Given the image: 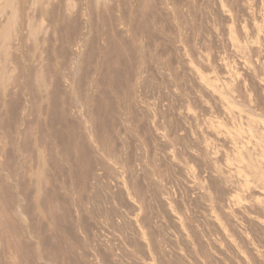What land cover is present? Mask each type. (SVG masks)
<instances>
[{
  "label": "rangeland",
  "instance_id": "1",
  "mask_svg": "<svg viewBox=\"0 0 264 264\" xmlns=\"http://www.w3.org/2000/svg\"><path fill=\"white\" fill-rule=\"evenodd\" d=\"M6 1L7 0H0V4L4 5ZM35 1L37 4H35ZM35 1L20 0L19 5H17L18 6L17 9L19 10L17 15L19 18L17 20L19 23L17 22L18 25H16L17 27L15 28L16 30L14 34L15 37L18 38L19 40L16 39L13 34L12 35L13 38L7 40L9 42L6 43L5 41L4 43L0 33V54L2 53V56H0V105H1L0 135L2 136V137L0 136V264H111V263L112 264H145V261H147L146 260L147 257H151L150 260L153 259L154 257V259L157 260L156 261L153 259L154 264H156L157 262H159L160 264L161 263L174 264L175 262L176 264H187V263L193 264V257H195V253H196L194 252V250L197 249L196 244L193 243L191 245L193 246L195 244L194 248L193 247L190 248V246L189 249H187L186 247H182L185 246L183 245L184 243L182 242L183 240L182 241L180 240L179 234L177 235L175 234L178 233L176 232L177 229L176 231H174L175 229L172 228V226L174 227V225H172L173 218L178 220V217L176 216H180V215L183 216L184 219L187 218L188 222H186L187 220L184 221V219L181 220L180 219L181 216L179 220L180 222L183 221L184 223L186 222L187 224V225L185 224L186 228L188 229L189 227L194 228L193 230L197 231V233H195L197 236L201 235L202 238L204 237L207 238V239L201 238V241L204 240L203 242H206L205 240L208 239H210V241L215 239L214 241L219 243V240L217 241L219 237L216 234H214V229L212 230L210 227L211 225L208 222H206L208 217H206V215L203 216V213L205 214V212L202 209L205 204L199 203L200 201L196 196L197 194H199L200 191L191 193L187 191L188 186L189 185L193 186L195 184L194 182H191L193 180L203 181L204 179L206 180L204 181L205 185L204 184L200 185L202 189H204L203 186L207 188V185L209 184L207 190L209 192H211L210 190H213L212 191L213 195L217 193L216 194L217 198L215 199H218V201L222 200L220 199L221 197L222 198L224 197L225 199L224 189L222 188L223 184L220 183L221 184L220 186L219 182L218 183L215 182V184L217 183L215 188V185L212 184L213 181H215L214 179L212 182H208L211 181L209 180V178L212 179L211 177L208 178L207 175L209 174L208 167L210 166L209 165L210 163L208 161H212V158L215 161V159L217 158L215 163H218L217 167L218 168L220 167V169L222 168L224 169L225 167L227 168L228 166L227 164L230 163L231 165V162H232V166L240 164V166L243 168L238 166V169H236L237 166L236 168L233 166L234 168L230 167L229 169L232 168L231 170L233 171L235 170L234 172H236V175H238V177H240L239 175H241V178H243L242 180H244V177L242 175L245 174L247 175L248 173L249 176L247 175V177H250L251 173L247 172L248 170L245 169L246 167L244 168L245 162H248L246 160L249 157H247L245 151H242L243 150L242 148L245 147V150L247 149L246 151L248 153L250 150L249 147H251L250 144H252V146L253 144H255L254 143L255 138L256 141L258 139L264 141L262 140L263 137L259 136V134L262 135V132L260 130L255 129L256 126L254 123L252 124L249 123L251 120L255 121L256 119L257 121L260 122V119L264 118L263 110L261 111L259 110L260 108H257L258 107L257 101L259 102V99H255L258 98L257 95L255 94L259 93V86L257 83L261 82L260 83L261 86H264L263 85L264 71L263 72L259 71L257 73L255 72V74L257 75V77H255L256 81L254 83H251L252 85L249 86L250 79L248 81V78L245 75L246 72L245 70L247 69V67H243L244 66L243 65L241 66V69H238L240 67L239 65L240 61H235L237 59L233 55V53L231 54L229 53L231 56L227 55L228 52L231 51L228 48V46H225V44L223 45V43H226L225 41L226 37L224 33L225 28L226 30H229V28H231L230 30H235L234 29L235 27L233 26L234 24H232L235 20L237 22L240 21L239 23L241 25L242 30H244V28L247 27L246 29L248 31L250 26L249 20L253 19L251 20L253 21V23H256L255 21L257 20L259 21L258 18L260 15L259 13L260 8H258L257 10L256 6L259 7L260 1L259 0L258 1L229 0L230 2L233 3L232 4L229 3L228 0L227 1L217 0V2L218 1L222 2V4L219 2V6L221 5L220 7L224 10L223 11L219 6H217L216 3L213 2V1L216 2V0H205L207 2V3L205 2L206 4L204 3L203 0L202 3L201 0L199 1L200 3H198L197 0L194 1L186 0L188 3L182 0H178V3L177 0H174L175 3H173L174 2L173 0L172 1L166 0V2H164L165 0L162 1L155 0L157 2H153V0H150L149 3L151 1L153 3L151 2V5L148 4L145 7L146 8L145 10L151 11V9L153 10L155 9V11L152 10V13L148 11L147 13H145L146 11L143 10L144 8L141 10L139 1H135V4L130 7L129 0H127L125 2L128 4L124 3L125 5H127V7L125 6L122 7L123 2L120 5V10L123 9L122 10L123 13L122 12L116 13L115 10L114 11L109 10L110 14L104 13L103 10L100 9V7H97V9H95L96 7L95 3L96 4L98 3L95 2V0H76V1L69 0V2L71 1L70 3L72 5H70L68 1L67 3L66 0H35ZM240 2L243 3L241 4ZM66 3L69 5H66ZM196 3H198V5ZM209 3L211 4V6ZM228 3L231 4V6ZM168 4L170 5L168 6ZM179 4L182 5L180 6ZM186 4L189 7H187ZM171 5H173V9L171 8ZM67 6H69V9ZM75 6L77 8H75ZM150 6L152 7L151 9ZM174 6L177 7L175 8ZM137 7L138 9H136ZM66 8L69 11L71 10L72 12L70 13L65 12ZM134 8L136 9V11H134ZM217 8H220L221 10ZM98 9H100L104 13V15L102 13V16L101 15L99 16L98 13H101V11H98ZM6 10H7L6 8L3 9L5 15L2 17L4 19L0 17V27L3 24V22L7 19L8 10L7 11ZM137 10L139 11L141 10V11L140 12L138 11L139 12L138 13ZM252 10L254 11L252 12ZM169 11H171L172 13ZM62 12H64L65 14ZM82 12L85 15L80 14ZM217 12L220 13L218 14ZM90 13H92L91 14L92 16H89ZM222 13L223 14L226 13L229 16L226 14L224 16ZM76 14L79 16H76ZM105 14H107L108 16L107 18L108 19L110 18V21L112 20V22L110 23L107 22L108 19L105 17L106 16ZM170 14L173 15V18L170 17L171 16ZM232 14L234 16H232ZM235 14L238 16H235ZM65 15H67V17ZM111 15L113 17L116 16L114 18L120 17L121 15L120 19L123 22L122 24L123 26L121 25L123 29L122 28L120 29L118 26L117 27L119 29L117 27L116 28H117V33L118 30H120L119 32L122 31L121 32L123 33L122 36H120L121 34L119 33L118 34L115 33L114 30L116 28L115 29L113 28L114 30L112 31L111 28L113 24L115 25L114 23L115 21L113 20L115 19L111 18L112 17ZM63 16L66 18L64 19ZM255 16H258V18H255ZM101 17L102 19H100ZM141 17L145 19L143 20ZM103 18H106L107 20ZM168 18L169 19L172 18V19L169 20ZM232 18H234L235 20H233ZM254 18L257 20H254ZM70 19L72 20V22H70L71 21ZM173 19L179 22L177 23ZM85 20H87V22H85ZM170 21L171 22L173 21V25ZM182 21L183 22L185 21L184 22L185 24H183ZM41 22L42 24H40ZM66 22L68 23V25ZM80 22L81 23L85 22L86 24L84 23L83 25ZM174 22L176 26L174 25ZM59 23L62 25H60ZM76 23L79 25H77ZM231 24L234 28L231 26ZM73 25H75L74 26L75 28L73 27L74 29L71 27ZM177 25H180L181 28L180 26ZM76 26H80L79 27L80 31ZM108 26H110L111 28H109ZM26 27H28L27 29L29 30H27ZM60 27H62V29ZM64 27L66 29H64ZM145 27L149 30L143 29ZM176 27H179L180 29ZM183 27L185 29H183ZM237 27L239 29L240 26L237 25ZM108 28L111 30H109ZM204 28L206 29L204 30ZM87 29L88 31L90 29V31L89 32L86 31ZM181 29H183L182 31L184 32V35H182ZM30 30L32 31L31 35L29 34ZM126 31L127 33H125ZM176 31L178 32L180 31L179 33H181L182 36L179 33H176ZM244 31L247 32L246 30ZM17 32L18 34H16ZM172 32L174 33L172 34ZM70 34H74V35L76 34V36ZM111 34L112 35L117 34L118 36L115 37V35L112 36ZM263 34H264V29H263ZM174 35H177V38H175L176 36L174 37ZM183 37L184 38L186 37V40ZM180 38L181 40L183 39L184 42L186 41V43L181 41ZM210 38H212L213 41L212 39L210 40ZM216 39L218 42L215 41ZM179 41L183 43L181 42L179 43ZM226 48H228L229 50H227ZM163 51L167 53H164ZM161 52H163V54ZM214 55H216V57ZM228 56L232 57L233 59L229 58ZM196 62H198V64ZM178 63H180L181 66H179ZM32 64L34 65L32 66ZM85 65H88V67ZM187 68L191 70L194 69L196 74L198 72L199 76L200 77L202 76L201 78H203L204 75L203 82L208 81L210 84L212 83L210 86L213 85L215 86L216 91L213 90L215 89L214 86L210 87L213 90L212 92L215 91L214 94L215 93L217 94V92H219L218 94L219 95L221 94V96L223 97L225 92V94H228L225 97L229 99L233 98L234 103L238 102V104L236 105L238 106V108L236 107L237 108L236 109L233 106L234 104L233 102H230V100L223 97V101L225 100L226 102L227 99L228 102L233 103L231 106H233V109L236 110H233L230 104L228 103L229 106L231 107V110H233L234 112L237 111L238 113L244 110L242 112L243 115H245L244 114L245 112L251 111L250 113H247V115L250 114L251 118L252 117L253 118L251 120H249L250 119L249 118L248 119L249 122H248L247 118L249 115L248 116L246 115L247 117L243 116L244 117L243 118L241 114V118H240L238 117L240 114L238 115L236 114L237 112L236 113H234L233 111L231 112L229 107H226L229 110L228 109L225 110V111L228 110L229 117L223 114H221L222 115L221 116L219 114L220 112L216 110L217 108L216 106H214V103L211 100V98H209L204 93L203 89L200 88L195 83L193 78H191L192 75L189 74ZM207 69H209L210 71ZM206 70L207 73L205 72ZM224 70L227 74L230 73L229 75L238 74L237 76L236 75L235 76L236 78L237 77L239 78L236 79L234 75L231 76L233 78L231 77L230 78L234 80H238L241 84L243 83L246 84V86L247 85L249 86L246 87L244 85V87H246L244 88L242 85L241 91H244L247 94L248 98H250L249 100H252V102L247 101V105H245L246 103L243 104L238 97L239 93H236L237 91L235 92L234 89L236 88H234V85L232 84H229L230 86L228 87H231V90L234 92H230L231 94L228 92L230 90H228L227 86H225L227 82L221 79L224 76L229 77L224 74L225 73ZM33 73L36 75H33ZM252 73L253 75H255L254 72ZM217 82L220 84H218ZM223 82H225L224 85H222ZM198 88H200L201 91ZM225 88H227L228 91ZM250 89L251 92L253 93H250L248 91ZM233 94L234 96H232ZM254 95L256 97H254L253 99L251 96ZM225 102L224 104L226 105L227 102L226 103ZM200 107L207 108L209 109V111L207 110L208 111L207 112L205 111L206 109L204 108L202 109ZM239 109L240 110L243 109V110L240 111ZM147 112L148 113L150 112L149 113L150 116H148L149 114ZM190 112L192 113L191 117L193 116V119L196 121H194L193 119L192 120L189 119L190 116L189 118L188 117L186 118L184 116V114L190 115L191 114ZM205 112H207L208 115ZM230 112L233 115H230L231 114ZM217 115H219V117ZM234 115H237L238 119ZM258 115H262L260 116L261 118L259 120H258L259 118ZM224 116H226V118ZM233 116L236 119H234ZM255 116L256 119H254ZM207 119L208 120L210 119V121H208ZM224 119L228 120L230 124L228 123V121H225ZM223 120L225 121V123ZM215 122L216 124L217 123L218 124L215 125ZM240 122L242 124H240ZM246 122H248L249 124ZM30 123H32V125ZM196 123L199 125H197ZM210 123H212V125ZM260 123L264 124V122H260ZM3 124H5L6 127ZM244 124L245 125L248 124L247 125L248 127L254 126L251 129H255L256 131L254 130L252 132L251 129H246L247 126L244 127ZM221 125L223 128H221ZM212 126H214L213 130L220 131L218 132L219 134L221 133L220 135V137L222 136L221 138L225 137L226 139H228L227 141L230 140L227 144H229L232 141V139L236 136V133L238 134V132L240 131L239 134L240 137L237 139L236 137L234 138L236 139L235 142L239 139L237 141L238 142L237 145L239 146V148H237L238 146H236L235 149H237V151L240 148L242 149L241 151L239 150L238 153L239 154L241 153V156L243 158L247 157L246 160H244L245 162L242 161L243 160L242 157H241L242 159L238 157L239 154L236 155L237 154L236 150H235L236 152L233 150L235 153L232 151L234 154H232V152L230 153V155L235 157L232 156L228 157L224 154L226 152L225 150H227L228 152L229 146L231 148H234L232 145H236L237 142L235 143L234 141H232L233 144L230 143L232 145L230 144L226 145L225 143L223 142L219 143L218 141L219 144L218 143L216 144L217 140H215L212 136H209V134L204 135L207 134L205 133V130H207L209 127H211V129L208 130H212ZM215 126L218 128H216ZM202 128H207V129H202ZM234 131H236V133ZM254 132L256 133V135H252V133ZM200 133L201 134L204 133V134L200 135ZM224 133L225 134L228 133V134L223 136L222 134ZM230 135H231V139L228 137ZM257 135L259 137H257ZM210 137H212L213 140ZM247 137L248 140H250L251 138L249 145H248L249 141L246 140ZM198 138H200L201 141ZM192 139L194 140L192 141ZM206 139L209 143L206 142ZM259 140L256 143H258ZM243 141L244 144H242ZM261 141L259 142L261 143V146L260 144L259 145L257 144V147H255L254 150L256 149L259 150L261 147H264V144ZM221 143L222 145L220 146ZM205 145H208V147ZM253 148L254 146L251 149ZM201 149L202 150L204 149L206 151L203 152ZM218 149H220V151ZM154 150L156 153L154 152ZM257 150L256 151L252 150V152H254L256 155L258 154L256 152L260 151ZM262 151L264 152V149L261 150L260 152ZM252 152L251 154L248 155L249 156L252 155V157L250 156L251 159L252 158L256 159L257 156L256 160H259L257 161L258 166L257 164H255L256 161L254 162L253 159L252 162H254L255 167L256 166L259 167L260 170L263 168L261 172L264 173V167H262L264 166L262 165V163L264 164V161H260V160H264V157L263 158L260 157L259 159L261 153L259 152V156L258 155L255 156L253 155L254 153ZM263 152L262 154H264ZM198 153L199 155H196ZM215 154L217 155L215 156ZM220 154L222 155L223 158L226 156L225 158L228 159L230 162L227 160V162L229 163L226 162V164L224 165L226 159L219 160L218 158L221 157ZM223 154L225 156H223ZM226 154L229 155L228 153ZM242 154L246 156L244 157ZM169 157L173 159L171 160L169 159ZM237 160L241 162L238 164L236 163ZM118 161L121 162L119 163ZM149 161L151 163H149ZM169 161L170 162L175 161L173 164L175 165L177 163L179 165L178 168L176 165L175 167L172 163L169 164L170 163ZM217 161L219 162L224 161V162L219 163ZM241 163L243 165H241ZM259 164H261L262 166ZM239 167L240 169H242L241 170L242 174H240L241 172ZM105 168L107 169V171ZM181 169H183L184 172H182ZM238 170L240 173L238 172ZM187 171L189 174L187 173ZM233 171L231 172L233 173ZM232 173L230 175H232ZM114 175H116L117 177ZM230 175H229L230 178L228 177L229 180L227 178L228 183L226 182L227 184L225 183V185L228 186L229 183L232 184L234 182L233 187H231L232 185H229V187H231L233 191L235 189V192L237 190L236 189L237 187L239 188L240 186H242L241 189L243 190V192L245 189V193L239 190L240 189L239 188L237 190L238 193L237 197L239 193H242L243 195L241 194L242 196L241 198L243 197L249 198L248 200L247 198H245L246 200L244 201L243 199L241 200L238 197L237 200H241L240 204H243V201L244 203L247 201L251 205L255 206L256 201L254 203V201L252 200L255 196H257L254 198L256 200V198H258L261 193L259 194L260 188L258 187L256 181L254 180L255 178L252 179V181L254 180L253 184H256V187H253L251 189V186L253 184L251 185L250 183H252L251 178L253 177V175L251 174L252 176L248 178L249 182L250 181L251 182L247 183L250 184L251 186L246 184L247 181L246 177H245L246 181L244 180L245 183L242 184L241 182L244 181H241V178L234 179ZM236 175L235 173H233V177H237ZM198 177H201L203 179ZM186 179H188V181ZM189 179L191 180L189 181ZM230 179L233 182H231ZM239 179L241 182L239 183L238 186V183L236 181ZM117 181L119 183H117ZM115 183L119 184L120 187L118 186L116 187ZM187 183L190 184L188 185ZM196 183L198 184L199 182ZM235 183L237 184V186ZM245 184L247 185L246 188H244ZM169 185H171V187ZM213 185L214 187H212ZM235 186L236 188H234ZM183 187L184 189H182ZM247 189L248 192H246ZM256 189L259 191L256 192L257 191ZM249 190L251 192H249ZM152 191L154 194L152 193ZM219 191L222 193L219 194L218 193ZM233 191H232V195H233ZM254 193L255 195L253 196ZM256 193H258V195ZM250 196L253 197L251 198ZM119 199H121V201ZM196 199L198 201H196ZM188 202L190 203V205ZM197 202L198 205L196 204ZM145 203L146 205H144ZM160 203L163 204L167 203L166 204L168 206L167 208L170 209H167L165 204L162 205ZM249 203L243 205H248ZM131 204L132 205L135 204L134 205L135 207L131 206ZM111 205H113L114 207H112ZM124 205L127 206L125 207ZM192 205L194 208L192 207ZM164 206L166 208L165 210H164ZM188 206L189 209L187 208ZM199 206L201 207L200 209ZM225 206H229L230 209L233 208L232 205L230 206L228 204L227 205L225 204ZM238 206L240 210L245 207L242 205H238ZM229 207H225V210L227 209L229 211L230 210ZM191 208L192 210H190ZM253 209L255 210L252 213L250 212V210L248 209L246 210L247 213L250 212L249 215L254 213L253 215L250 216L254 217L255 215L254 218H256L257 217L256 215L258 214V213L255 214L257 212L256 211L257 209L256 207H254ZM253 209L251 211H253ZM163 210L168 214L167 216ZM166 210L167 211L170 210L171 212L170 211L167 212ZM188 210L190 213H188ZM231 210L229 212H231ZM246 210L244 211V214L246 213ZM180 211L182 214L180 213ZM241 211L243 212V210ZM196 212L198 215L194 214ZM172 214H174L175 216ZM259 215L260 214H258V216ZM142 216H144V218H142ZM169 216H171L172 220L171 218L170 219L167 218ZM134 217L135 218L137 217V219L139 220L138 221L135 220ZM235 217L237 223L239 224V230L242 229L240 232L241 234L243 233L242 235L243 237L240 236L239 238L238 236H236V238H238L237 241H239V243H242V241L245 242V240H243L245 238H247V241L249 242L252 240L251 241L252 245L255 243L253 247L254 248L256 247L255 249L259 248L258 251L260 250L261 251L260 253L262 254L259 257V259H257L259 261L262 260V262L254 261L252 264H259V263L264 264V254H263L264 236H261L263 235L261 231L262 229L254 223H246L242 221L240 218L241 216L235 215ZM140 218L142 220H140ZM131 219L132 221L133 220L137 221V223L134 221L131 223L130 222ZM257 219H259L262 225L264 226L263 224L264 218L261 217L260 219L259 216V218L257 217ZM170 221H172V223ZM161 222L162 224H164V226L163 225L162 226L165 229L160 226ZM207 223L209 227H207ZM202 225L204 226V230L202 229ZM134 226L140 227L141 230L138 227H136L137 229H135ZM199 226H201L200 229H198ZM159 228H161L162 231ZM210 229L212 231H209ZM137 230H139L140 234L142 233V235L138 236L139 233L137 234L136 232ZM184 230L185 228L183 227V232ZM187 231L185 232L187 233V235L188 233H191ZM189 231H191V229ZM171 232L173 233L172 235L170 234ZM212 233L214 234V236L215 235L216 236L214 237ZM206 235L208 236L206 237ZM141 236L142 237L146 236V237L145 238L143 237V239H141ZM216 237L218 238L216 239ZM253 238H255L256 241ZM149 240H151L152 242L150 243ZM154 240L156 241V243ZM191 240L192 242L194 241V239ZM148 241L150 244L148 243L147 246L150 247V245L152 244L150 248L145 245ZM257 241L259 242V244ZM143 244L146 246V249L148 248L151 254L148 252V250H145V246H141ZM242 244L244 245L245 243ZM158 246L161 247L162 249H164L165 247V250L167 252L168 250H170L169 248H171V250L174 251L178 249L177 250L178 252L177 251L176 252L177 253L180 252L179 254L182 255L181 258L179 257L181 261H179L180 259H178V257L172 256L174 255V253L171 250L167 253L166 251L164 252V250L161 249L162 250L161 252L160 249H158L159 248ZM220 246L225 251L224 255L226 256L225 258L227 262L229 261L238 262L237 258H233L234 256L230 252L228 251L226 252V250L228 249H225L226 247L223 244ZM179 247H182L183 249ZM192 248L194 250L190 251ZM205 248L207 249V247ZM142 249L144 250L142 251ZM150 249L152 251L153 250L155 251L151 252ZM157 249L158 251H156ZM185 249L187 250L185 251ZM159 251L161 253L158 254V258L161 259L162 257L161 259L162 261H160V259L158 261L156 257L157 256L156 252ZM184 251L192 252V255L191 254L189 255L193 257L189 258L188 253H186L187 255L183 254L185 253ZM163 252L164 254H162ZM143 253L145 254L147 253L146 255L149 254L150 256L148 255L146 257V255ZM153 253H155L154 256ZM166 253L169 254L170 256H166L167 255ZM184 256L186 257L187 260H185ZM145 257L146 259H144ZM173 257L175 260L174 262L171 261L173 260L171 259Z\"/></svg>",
  "mask_w": 264,
  "mask_h": 264
},
{
  "label": "bare ground",
  "instance_id": "2",
  "mask_svg": "<svg viewBox=\"0 0 264 264\" xmlns=\"http://www.w3.org/2000/svg\"><path fill=\"white\" fill-rule=\"evenodd\" d=\"M35 1V0H34ZM69 2V0H66V2ZM76 1V0H75ZM125 1H127V0H95V2H98L97 4L95 3V9H97V7H100V9H102L103 10V12L104 13H108V14H110L109 12L112 10V11H114L115 10V12L116 13H120V12H122V10H120V5L122 4V2H123V5H122V7H127V5H125L124 3H126ZM135 1H139L140 2V8H141V10L143 9V10H145L146 8V6L148 5V4H150L151 5V2L149 3V1L150 0H129V6L131 7L132 5H134L135 4ZM162 1V0H161ZM172 1V0H171ZM174 1V0H173ZM182 1H186V0H182ZM189 1V0H188ZM192 1H194V0H192ZM198 1V3H200L199 1L200 0H197ZM204 1V3L206 2L205 0H203ZM202 0H201V3L203 2ZM225 1H227V0H225ZM230 1H232V0H230ZM229 0H228V2L229 3H232V2H230ZM243 1V0H242ZM246 1V0H245ZM258 1V0H257ZM256 1V2H257ZM260 2H259V7H257L256 6V8H257V10H258V8H260V15H259V18H258V16H255V18H258L259 19V21L257 20V19H255L254 18V20H257V21H255L256 23H253V21H251V20H253V19H251V20H249L250 22V26H249V31L246 29V28H244V30H246L247 32H245L244 30H242L241 29V25H240V21H236L234 18H232L233 20H235L232 24H234L233 26L235 27H233L232 26V24H231V26L235 29V30H230L231 28H229V30H226V28H225V41H226V43H223V45L225 44V46H228V48L230 49V51L231 52H228L227 50H229L228 48H226L225 50L228 52V54L227 55H230L231 53H233V55L236 57V59L237 60H235V61H240L239 62V65H240V67L238 68V69H241V66H243V67H247V69L245 70V69H243V70H245L246 72H245V75L247 76V78H248V81H249V79H250V85L249 86H251L252 84L251 83H254L255 81H256V78L255 77H257V75L255 74V72L257 73V72H259V71H261V72H263L264 70V34H263V29H264V0H259ZM4 2V1H3ZM19 2H20V0H7L6 1V3L3 5H1V7H0V17L1 18H3L2 16H4L5 15V12L3 11V9L4 8H6L7 10H8V13H7V19L3 22V24L1 25V27H0V33H1V36H2V40H3V42L5 43V41H6V43L7 42H9V41H7V40H10V39H12L13 37H12V35L14 34V32H15V28L17 27L16 25H18L17 24V22H18V9H17V5H19ZM43 2V1H42ZM65 2V1H64ZM67 2V3H68ZM71 2V1H70ZM69 2V4L70 5H72L71 3ZM138 2V3H139ZM153 2H157V1H155V0H153ZM152 2V3H153ZM164 2H166V0L164 1ZM187 2V1H186ZM196 2V1H195ZM214 3H216L217 4V6H219V2L220 1H218L217 2V0H216V2L215 1H213ZM212 2V3H213ZM248 2V1H247ZM28 3V2H27ZM66 3V5H69V4H67ZM73 3V2H72ZM78 3V2H77ZM167 3H168V1H167ZM170 3V2H169ZM173 3H175V1L173 2ZM177 3H178V0H177ZM181 3V2H180ZM188 3V2H187ZM198 3H196L197 5H198ZM207 3V2H206ZM205 3V4H206ZM221 4H222V2H220ZM226 3V2H225ZM228 3V4H229ZM239 3V2H238ZM241 3V2H240ZM243 3V2H242ZM241 3V4H242ZM246 3V2H245ZM35 4H37L36 3V1H35ZM61 4V3H60ZM65 4V3H64ZM63 4V5H64ZM126 4H128V3H126ZM155 4V3H154ZM165 4V3H164ZM163 4V5H164ZM185 4V3H184ZM183 4V5H184ZM193 4H194V2H193ZM192 4V5H193ZM210 4V3H209ZM215 4V5H216ZM233 4V3H232ZM235 4V3H234ZM26 5V4H25ZM157 5V4H156ZM166 5V4H165ZM170 4H168V6H169ZM180 5V4H179ZM182 5V4H181ZM180 5V6H181ZM191 5V4H190ZM196 5V6H197ZM201 5V4H200ZM230 6H231V4H229ZM37 6V5H36ZM186 6H187V4H186ZM210 6H211V4H210ZM221 6V5H220ZM219 6V7H220ZM243 6V5H242ZM246 6V5H245ZM244 6V7H245ZM55 7V6H54ZM68 7V9H69V6H67ZM72 7V6H71ZM71 7H70V9H71ZM88 7H90V6H88ZM121 7V8H122ZM164 7V6H163ZM167 7V6H166ZM175 7V6H174ZM177 7V6H176ZM175 7V8H176ZM179 7V6H178ZM187 7H189V6H187ZM198 7V6H197ZM214 7V6H213ZM235 7V6H234ZM48 8V7H47ZM56 8V7H55ZM75 8H77L76 6H75ZM94 8V7H93ZM92 8V9H93ZM139 8V9H140ZM152 7L150 6V9H151ZM171 8L173 9V5H171ZM221 8V7H220ZM220 8H217V9H220ZM49 9V8H48ZM67 8H66V11L65 12H72L71 10L69 11ZM89 9V8H88ZM94 9V10H95ZM100 9H98V11H101ZM136 9H138V7L136 8ZM136 9L134 8V11H136ZM162 9V8H161ZM163 9H166V8H163ZM168 9V8H167ZM172 9H169V10H172ZM179 9V8H178ZM180 9H181V7H180ZM222 9V8H221ZM220 9V10H221ZM254 9V8H253ZM6 10V11H7ZM73 10H75V9H73ZM78 10V9H77ZM93 10V11H94ZM110 10V11H109ZM126 10V9H125ZM140 10V11H141ZM152 10L153 9H151V11L149 10H147L148 12H151L152 13ZM176 10V9H175ZM220 10H218V11H220ZM223 10V9H222ZM226 10V9H225ZM236 10H237V8H236ZM44 11V10H43ZM88 11V10H87ZM97 11V10H96ZM139 10H137V12H138ZM139 11V12H140ZM146 11V10H145ZM147 11L145 12V13H147ZM153 11H155V9L153 10ZM164 11V10H163ZM174 11V10H173ZM198 11V10H197ZM224 11V10H223ZM234 11V10H233ZM249 11V10H248ZM254 10H252V12H253ZM92 12V11H91ZM102 11H101V13H98L99 14V16L101 15L102 16V13H103ZM138 12V13H139ZM144 12V11H143ZM167 12V11H166ZM169 12H171V11H169ZM232 12V11H231ZM246 12V11H245ZM44 13V12H43ZM62 13H64V12H62ZM76 13V12H75ZM78 13V12H77ZM104 13H103V15H104ZM112 13V12H111ZM123 13V12H122ZM122 13H121V15H122ZM133 13V12H132ZM163 13V12H162ZM172 13V12H171ZM202 13H204V12H202ZM218 13V12H217ZM220 13V12H219ZM218 13V14H219ZM257 13V12H256ZM61 14V13H60ZM65 14V13H64ZM79 14V13H78ZM80 14H84L83 12L82 13H80ZM92 13H90V15L89 16H92L91 15ZM168 14V13H167ZM166 14V15H167ZM200 14V13H199ZM213 14V13H212ZM223 14V13H222ZM226 14V13H225ZM225 14H223L224 16H225ZM85 15V14H84ZM106 16V18L108 17L107 16V14H105ZM116 15V14H115ZM121 15H120V17H121ZM143 15V14H142ZM141 15V16H142ZM153 15V14H152ZM161 15V14H160ZM159 15V16H160ZM171 15V14H170ZM226 15H228V14H226ZM250 15V14H249ZM27 16V15H26ZM66 17H67V15H65ZM76 16H79V15H77L76 14ZM75 16V17H76ZM81 16V15H80ZM88 16V17H89ZM112 16V15H111ZM111 16H109V17H111ZM140 16V15H139ZM169 16V15H168ZM229 16V15H228ZM232 16H234L233 14H232ZM235 16H238V15H236L235 14ZM54 17V16H53ZM66 17H64L63 16V18L65 19ZM71 17H72V15H71ZM85 17V16H84ZM114 17H116V16H114ZM113 16L111 17V18H114ZM120 17H117V18H114L115 20H113V21H115L114 23H115V25L113 24V26H115V27H113L112 26V24H111V26H112V28L110 27V26H108L109 28H111L112 29V31L118 26L120 29L122 28V24H123V22H122V20L120 19ZM123 17V16H122ZM125 17V16H124ZM170 17H172L173 18V15H171ZM182 17V16H181ZM206 17V16H205ZM227 17V16H226ZM230 17H231V14H230ZM25 18V17H24ZM47 18V17H46ZM69 18V17H68ZM90 18V17H89ZM106 18H103V19H106ZM142 18V17H141ZM150 18V17H149ZM172 18H170V19H172ZM175 18V17H174ZM251 18V17H250ZM253 18V17H252ZM4 19V18H3ZM38 19V18H37ZM80 19V18H79ZM86 19V18H85ZM100 19H102V17L100 18ZM108 19V18H107ZM106 19V20H107ZM123 19V18H122ZM139 19V18H138ZM143 19V18H142ZM145 19V18H144ZM143 19V20H144ZM169 19V18H168ZM169 19V20H170ZM178 19V18H177ZM204 19V18H203ZM223 19V18H222ZM67 20V19H66ZM71 20V19H70ZM75 20V19H74ZM82 20V19H81ZM81 20H79V21H81ZM109 20V21H108ZM107 20V22L108 23H110V22H112V20L110 21V18ZM141 20V19H140ZM153 20V19H152ZM157 20V19H156ZM174 20V19H173ZM183 20V19H182ZM238 20V19H237ZM247 20H248V18H247ZM54 21V20H53ZM138 21V20H137ZM142 21V20H141ZM175 21V20H174ZM207 21V20H206ZM232 21V20H231ZM70 22H72V20L70 21ZM85 22H87V20H85ZM84 22V23H85ZM156 22H158V21H156ZM167 22V21H166ZM171 22V21H170ZM175 22H177V21H175ZM175 22H174V25H175ZM179 22V21H178ZM177 22V23H178ZM183 22V21H182ZM185 22V21H184ZM183 22V24H185ZM225 22V21H224ZM19 23V22H18ZM23 23V22H22ZM47 23V22H46ZM67 23V22H66ZM77 23H79V22H77ZM76 23V24H77ZM81 23V22H80ZM84 23H81V24H83L84 25ZM154 23V22H153ZM172 23V25H173V21L171 22ZM176 23V24H177ZM187 23V22H186ZM200 23V22H199ZM238 23V24H237ZM248 23V24H249ZM252 23V24H251ZM26 24H29V23H26ZM40 24H42V22L40 23ZM60 24V23H59ZM80 24V25H81ZM86 24V23H85ZM144 24V23H143ZM147 24H148V22H147ZM163 24H164V22H163ZM165 24H167V23H165ZM180 24V23H179ZM183 24H181V25H183ZM216 24V23H215ZM229 24V23H228ZM243 24H244V22H243ZM243 24H242V26H243ZM44 25V24H43ZM60 25H62V24H60ZM59 25V26H60ZM67 25H68V23H67ZM70 25V24H69ZM77 25H79V24H77ZM82 25V26H83ZM110 25V24H109ZM122 25V26H121ZM157 25V24H156ZM155 25V26H156ZM213 25V24H212ZM237 25L238 26H240L239 27V29H238V27H237ZM247 25V24H246ZM22 26V25H21ZM24 26H26V25H24ZM23 26V27H24ZM28 26V25H27ZM75 25H73V26H71L72 28L74 27ZM106 26V25H105ZM143 26V25H142ZM145 26V25H144ZM149 26V25H148ZM148 26H147V28H148ZM158 26V25H157ZM167 26V25H166ZM166 26H164V27H166ZM176 26V25H175ZM174 26V27H175ZM177 26H180V25H177ZM185 26V25H184ZM200 26V25H199ZM214 26H216V25H214ZM230 26V27H231ZM29 27V26H28ZM28 27H26V29L28 28ZM77 28H78V30H79V27L80 26H76ZM93 27H95V26H93ZM98 27V26H97ZM117 27V28H118ZM125 27V26H124ZM168 27V26H167ZM173 27V26H172ZM210 27V26H209ZM220 27V26H219ZM237 27V28H236ZM48 28V27H47ZM61 29H62V27H60ZM75 28V27H74ZM73 28V29H74ZM108 28V29H109ZM114 28V29H113ZM117 28L114 30L115 31V33H117ZM118 28V29H119ZM146 27L145 28H143V29H147ZM149 28H151V27H149ZM176 28H179V27H176ZM175 28V29H176ZM180 28H181V26H180ZM179 28V29H180ZM49 29V28H48ZM64 29H66L65 27H64ZM86 29V28H85ZM91 29H92V27H91ZM111 29H109V30H111ZM123 29V28H122ZM142 29V30H143ZM183 29H185L184 27H183ZM183 29H181V32H182V35H184V32L182 31ZM188 29V28H187ZM206 28H204V30H205ZM211 29V28H210ZM27 30H29V29H27ZM77 30V29H76ZM77 30V31H78ZM82 30H83V27H82ZM81 30V31H82ZM99 30V29H98ZM104 30V29H103ZM108 30V31H109ZM125 30V29H124ZM147 30H149V29H147ZM146 30V31H147ZM156 30V29H155ZM173 30V29H172ZM177 30V29H176ZM189 30V29H188ZM209 30V29H208ZM216 30V29H215ZM224 30V29H223ZM45 31H47V30H45ZM63 31V30H62ZM67 31V30H66ZM80 31V30H79ZM86 31H88V29L86 30ZM89 31H90V29H89ZM88 31V32H89ZM93 31V30H92ZM111 31V32H112ZM120 30H118V33L119 34H121L120 36H122V34L123 33H121V32H119ZM174 31V30H173ZM185 31V30H184ZM50 32V31H49ZM58 32V31H57ZM85 32V31H84ZM110 32V31H109ZM108 32V33H109ZM148 32V31H147ZM167 32H168V30H167ZM180 32V31H179ZM178 31H176V33H179ZM186 32H188V31H186ZM190 32V31H189ZM206 32V31H205ZM210 32H212V31H210ZM71 33V32H70ZM74 33V32H73ZM97 33V32H96ZM113 33V32H112ZM117 33V34H118ZM125 33H127V31L125 32ZM169 33H170V31H169ZM174 32H172V34H173ZM175 33V34H176ZM16 34H18V32L16 33ZM29 34L31 35L32 34V31L30 30L29 31ZM59 34V33H58ZM82 34V33H81ZM117 34H114L115 35V37L116 36H118ZM168 34V33H167ZM180 35H181V33H179ZM186 34V33H185ZM189 34V33H188ZM187 34V35H188ZM198 34V33H197ZM44 35V34H43ZM70 35H74V34H70ZM84 35V34H83ZM107 35H109V34H107ZM112 35V34H111ZM114 35H112V36H114ZM153 35H155V34H153ZM181 35V36H182ZM74 36H76V34L74 35ZM111 36V37H112ZM170 36V35H169ZM176 36V37H175ZM200 36V35H199ZM222 36H224V35H222ZM14 37H15V34H14ZM61 37V36H60ZM73 37V36H72ZM168 37V36H167ZM174 37L175 38H177V35H174ZM202 37V36H201ZM211 37H212V35H211ZM214 37H215V35H214ZM16 38V37H15ZM30 38V37H29ZM40 38V37H39ZM43 38V37H42ZM57 38H58V36H57ZM128 38V37H127ZM161 38V37H160ZM169 38V37H168ZM182 38V37H181ZM181 38H180V40H181ZM184 38V37H183ZM218 38V37H217ZM223 38V39H224ZM16 39H18V38H16ZM15 39V40H16ZM80 39V38H79ZM110 39V38H109ZM132 39V38H131ZM171 39V38H170ZM179 39V38H178ZM185 40H186V37L184 38ZM189 39V38H188ZM187 39V40H188ZM201 39V38H200ZM212 38H210V40H211ZM19 40V39H18ZM22 40V39H21ZM30 40V39H29ZM59 40V39H58ZM124 40V39H123ZM138 40V39H137ZM191 40V39H190ZM198 40V39H197ZM196 40V41H197ZM24 41V40H23ZM52 41V40H51ZM57 41V40H56ZM97 41V40H96ZM116 41V40H115ZM146 41V40H145ZM178 41V40H177ZM181 41H183V39L181 40ZM181 41H179V43L181 42ZM194 41V40H193ZM204 41V40H203ZM206 41V40H205ZM212 41H213V39H212ZM215 41H217V39L215 40ZM222 41V40H221ZM224 41V42H225ZM27 42V41H26ZM91 42V41H90ZM95 42V41H94ZM128 42V41H127ZM126 42V43H127ZM175 42V41H174ZM184 42V41H183ZM183 42H181V43H183ZM200 42V41H199ZM207 42V41H206ZM218 42V41H217ZM22 43V42H21ZM45 43V42H44ZM46 43H47V41H46ZM112 43H113V41H112ZM145 43V42H144ZM167 43V42H166ZM177 43V42H176ZM184 43H186V41L184 42ZM191 43V42H190ZM17 44V43H16ZM25 44V43H24ZM86 44V43H85ZM85 44H84V46H85ZM109 44H110V42H109ZM187 44H188V42H187ZM186 44V45H187ZM195 44H197V43H195ZM2 45V44H1ZM8 45V44H7ZM10 45V44H9ZM160 45V44H159ZM182 45H184V44H182ZM217 45V44H216ZM17 46V45H16ZM45 46V45H44ZM47 46V45H46ZM52 46V45H51ZM63 46V45H62ZM83 46V47H84ZM122 46V45H121ZM149 46V45H148ZM150 46H151V44H150ZM180 46V45H179ZM76 47V46H75ZM93 47H95V46H93ZM102 47V46H101ZM113 47H115V46H113ZM153 47V46H152ZM170 47V46H169ZM182 47V46H181ZM196 47V46H195ZM206 47V46H205ZM74 48V47H73ZM88 48V47H87ZM91 48V47H90ZM112 48V47H111ZM143 48V47H142ZM178 48V47H177ZM183 48V47H182ZM192 48V47H191ZM203 48V47H202ZM211 48V47H210ZM225 48V47H224ZM5 49V48H4ZM39 49V48H38ZM59 49V48H58ZM84 49V48H83ZM163 49H164V47H163ZM169 49V48H168ZM167 49V50H168ZM179 49V48H178ZM181 49V48H180ZM197 49V48H196ZM7 50V49H6ZM13 50V49H12ZM22 50V49H21ZM40 50V49H39ZM128 50V49H127ZM146 50V49H145ZM171 50V49H170ZM169 50V51H170ZM173 50V49H172ZM199 50V49H198ZM224 50V51H225ZM8 51V50H7ZM159 51V50H158ZM178 51V50H177ZM182 51V50H181ZM191 51H192V49H191ZM22 52V51H21ZM26 52V51H25ZM43 52V51H42ZM66 52V51H65ZM164 52V51H163ZM163 52H161L162 54H163ZM172 52V51H171ZM174 52V51H173ZM19 53V52H18ZM38 53H39V51H38ZM49 53V52H48ZM164 53H167V52H164ZM199 53V52H198ZM218 53V52H217ZM220 53V52H219ZM225 53V52H224ZM230 53V54H229ZM69 54V53H68ZM117 54V53H116ZM185 54V53H184ZM211 54V53H210ZM226 54V53H225ZM20 55V54H19ZM42 55V54H41ZM141 55V54H140ZM178 55H179V53H178ZM187 55V54H186ZM194 55V54H193ZM198 55H200V54H198ZM213 55V54H212ZM233 55H232V57H233ZM0 56H2V53L0 54ZM166 56H168V55H166ZM175 56V55H174ZM173 56V57H174ZM215 57H216V55H214ZM231 56V55H230ZM49 57V56H48ZM164 57V56H163ZM177 57V56H176ZM182 57V56H181ZM213 57V56H212ZM229 57V56H228ZM232 57H229V58H231V59H233ZM24 58V57H23ZM28 58V57H27ZM56 58V57H55ZM108 58V57H107ZM178 58V57H177ZM205 58V57H204ZM227 58V57H226ZM37 59V58H36ZM171 59H173V58H171ZM186 59V58H185ZM224 59V58H223ZM7 60H9V59H7ZM10 60H11V58H10ZM87 60H88V58H87ZM120 60V59H119ZM151 60V59H150ZM163 60V59H162ZM184 60V59H183ZM195 60V59H194ZM203 60V59H202ZM227 60V59H226ZM229 60V59H228ZM2 61V60H1ZM48 61V60H47ZM51 61H52V59H51ZM66 61V60H65ZM83 61V60H82ZM92 61V60H91ZM177 61V60H176ZM199 61V60H198ZM204 61V60H203ZM214 61V60H213ZM216 61V60H215ZM225 61V60H224ZM230 61V60H229ZM21 62V61H20ZM26 62V61H25ZM154 62V61H153ZM172 62V61H171ZM179 62V61H178ZM187 62V61H186ZM189 62V61H188ZM205 62V61H204ZM64 63V62H63ZM180 63H182V62H180ZM180 63H178L179 64V66H181L180 65ZM197 64H198V62H196ZM211 63V62H210ZM218 63V62H217ZM222 63V62H221ZM232 63V62H231ZM36 64V63H35ZM38 64V63H37ZM40 64V63H39ZM45 64V63H44ZM67 64V63H66ZM94 64V63H93ZM173 64V63H172ZM176 64V63H175ZM209 64V63H208ZM225 64V63H224ZM237 64H238V62H237ZM9 65V64H8ZM34 64H32V66H33ZM73 65V64H72ZM95 65V64H94ZM192 65V64H191ZM191 65H190V67H191ZM203 65V64H202ZM215 65V64H214ZM235 65H236V62H235ZM85 66H87L88 67V65H85ZM218 66V65H217ZM229 66V65H228ZM44 67V66H43ZM72 67V66H71ZM175 67V66H174ZM188 67V66H187ZM212 67H213V65H212ZM242 67V68H243ZM14 68V67H13ZM37 68V67H36ZM141 68V67H140ZM160 68V67H159ZM163 68V67H162ZM177 68V67H176ZM184 68V67H183ZM182 68V69H183ZM189 68V67H188ZM187 68V69H188ZM92 69V68H91ZM149 69V68H148ZM228 69V68H227ZM230 69V68H229ZM8 70V69H7ZM28 70V69H27ZM31 70V69H30ZM46 70V69H45ZM185 70V69H184ZM207 70H209V69H207ZM207 70L205 71L206 73H207ZM212 70V69H211ZM214 70V69H213ZM216 70V69H215ZM218 70V69H217ZM220 70H221V68H220ZM11 71V70H10ZM142 71V70H141ZM156 71V70H155ZM158 71V70H157ZM161 71V70H160ZM187 71H189V74H191L192 75V77L191 78H193L194 79V81H195V83L200 87V88H202L203 89V91H204V93L209 97V98H211V100L213 101V103H214V106H216V110L217 111H219L220 113V115L221 114H223V115H227L228 117H229V112H228V110L230 109V111L232 112L233 110H236L237 108H238V106H236L237 104H238V102H236V103H234V100H233V98H231L232 99V101H231V99H229V98H227V97H225V96H227L228 94H225V92H224V96L223 97H225V98H227L228 100H230V102H233V103H230V102H228V100L226 99V102H227V104L225 105L224 104V102H225V100L223 101V97L221 96V94L219 95L218 93L219 92H217V94L219 95H217L216 93V95L214 94V92L216 91V88H215V86H214V88L215 89H213V90H215L214 92H212L213 90H212V88H210V87H213V86H210L211 84L207 81V82H203V78H204V75H203V78H201L200 76H199V74H198V72H197V74L195 73V70L194 69H188ZM194 71V72H193ZM196 71H198V70H196ZM210 71V70H209ZM234 71V70H233ZM254 72V74L256 75H253V73L252 72ZM9 72V71H8ZM8 72H7V74H8ZM17 72V71H16ZM34 72H35V70H34ZM91 72V71H90ZM173 72V71H172ZM223 72V71H222ZM224 72H225V70H224ZM228 72V71H227ZM230 72H231V70H230ZM2 73H4V72H2ZM49 73V72H48ZM140 73V72H139ZM186 73V72H185ZM202 73V72H201ZM208 73H210V72H208ZM233 73V72H232ZM264 73V72H263ZM6 74V75H7ZM167 74V73H166ZM187 74V73H186ZM205 74V73H204ZM215 74H216V72H215ZM225 75H227V76H229V77H226V76H224V77H222L221 79H223L225 82H227V84H225V86H227V88H228V90H230V91H228L227 90V88H225L229 93L230 92H234V91H232L231 90V87H228V86H230L229 84H232V85H234V88H236V89H234L235 90V92L236 93H239V95H238V97H239V99H240V101L244 104V103H246L245 105H247V101L249 102V101H251L252 102V100H249L250 98H248V96H247V94L244 92V91H241V89H242V85H243V87H244V85L246 86V84H241L238 80H234V79H231V78H233V77H231L232 75H234V74H231V75H229L230 73H224ZM21 75V74H20ZM33 75H36V74H34L33 73ZM56 75V74H55ZM163 75V74H162ZM182 75V74H181ZM188 75V74H187ZM236 75V74H235ZM234 75V76H235ZM238 75V74H237ZM236 75V76H237ZM242 75V74H241ZM263 75V74H262ZM9 76V75H8ZM47 76V75H46ZM141 76V75H140ZM216 76V75H215ZM214 76V77H215ZM236 76H235V78H236ZM243 76H244V74H243ZM260 76V75H259ZM264 76V75H263ZM168 77H169V75H168ZM185 77V76H184ZM221 77V76H220ZM231 77V78H230ZM178 78V77H177ZM190 78V79H191ZM213 78V77H212ZM216 78V77H215ZM218 78V77H217ZM237 78H239V77H237ZM236 78V79H237ZM2 79V78H1ZM60 79V78H59ZM167 79V78H166ZM183 79V78H182ZM62 80V79H61ZM192 80V79H191ZM207 80V79H206ZM34 81V80H33ZM170 81V80H169ZM188 81V80H187ZM205 81V80H204ZM235 81V82H234ZM244 81V80H243ZM14 82V81H13ZM17 82V81H16ZM180 82V81H179ZM214 82H216V81H214ZM220 82V81H219ZM225 82H223L222 83V85H224V83ZM263 82V81H262ZM162 83V82H161ZM170 83V82H169ZM173 83V82H172ZM178 83V82H177ZM205 83H208V84H205ZM218 83V82H217ZM261 82H259V83H257L258 84V86H259V93L257 94H255V95H257V97L258 98H255V99H259V102L257 101V103H258V107L257 106H255V107H257V108H260L259 110H263V112H264V86H261V84H260ZM28 84V83H27ZM56 84V83H55ZM191 84V83H190ZM218 84H220V83H218ZM263 84V83H262ZM47 85V84H46ZM175 85V84H174ZM256 85V84H255ZM254 85V86H255ZM264 85V84H263ZM12 86H13V84H12ZM65 86V85H64ZM158 86V85H157ZM168 86H170V85H168ZM248 85L246 86V87H249ZM257 86V85H256ZM15 87V86H14ZM163 87V86H162ZM176 87V86H175ZM246 87H244V88H246ZM9 88V87H8ZM172 88V87H171ZM181 88V87H180ZM200 88H198V89H200ZM220 88V87H219ZM230 88V89H229ZM4 89V88H3ZM12 89V88H11ZM67 89V88H66ZM221 89V88H220ZM232 89H233V87H232ZM10 90V89H9ZM60 90V89H59ZM176 90V89H175ZM247 90V89H246ZM5 91V90H4ZM13 91V90H12ZM17 91V90H16ZM168 91V90H167ZM184 91V90H183ZM200 91H201V89H200ZM250 93H253V92H251V89L250 90H248ZM15 92V91H14ZM42 93V92H41ZM53 93V92H52ZM169 93H171V92H169ZM254 93H255V91H254ZM183 94V93H182ZM185 94V93H184ZM192 94V93H191ZM231 94V93H230ZM55 95V94H54ZM168 95H170V94H168ZM172 95V94H171ZM248 95H249V93H248ZM251 95H253V94H251ZM251 96L253 99H254V97H256V96ZM35 96V95H34ZM174 96V95H173ZM197 96V95H196ZM206 96V97H207ZM232 96H234V94L232 95ZM236 96V95H235ZM14 97V96H13ZM55 97V96H54ZM164 97V96H163ZM166 97V96H165ZM171 97V96H170ZM176 97V96H175ZM203 97V96H202ZM15 98V97H14ZM34 98V97H33ZM82 98V97H81ZM184 98V97H183ZM194 98H195V96H194ZM197 98V97H196ZM17 99V98H16ZM27 99V98H26ZM6 100V99H5ZM169 100V99H168ZM170 100H171V98H170ZM174 100V99H173ZM194 100H196V99H194ZM193 100V101H194ZM199 100V99H198ZM197 100V101H198ZM206 100H208V99H206ZM211 100H209V101H211ZM34 101H35V99H34ZM51 101V100H50ZM165 101V100H164ZM23 102H25V101H23ZM195 102V101H194ZM207 102V101H206ZM225 102V103H226ZM172 103H173V101H172ZM203 103V102H202ZM212 103V102H211ZM230 104V106L233 104V106L236 108V109H233V106H231L232 107V109L233 110H231V107L229 106V104ZM242 104V105H243ZM256 104V103H255ZM50 105V104H49ZM137 105V104H136ZM177 105V104H176ZM197 105V104H196ZM228 105V106H227ZM251 105V104H250ZM1 106V105H0ZM6 106V105H5ZM200 106V105H199ZM213 106V107H214ZM240 106H241V104H240ZM71 107V106H70ZM186 107V106H185ZM212 107V108H213ZM226 107H229V109L228 108H226ZM1 108V107H0ZM25 108V107H24ZM85 108V107H84ZM200 108H202V107H200ZM204 108V107H203ZM202 108V109H203ZM241 108H244V107H241ZM81 109V108H80ZM175 109V108H174ZM173 109V110H174ZM178 109V108H177ZM184 109V108H183ZM204 109H206L205 111H209V109H207V108H204ZM215 109V108H214ZM226 109H228L227 111H225ZM10 110V109H9ZM143 110V109H142ZM172 110V111H173ZM179 110V109H178ZM200 110V109H199ZM211 110V109H210ZM240 110V109H239ZM238 110V111H239ZM243 110V109H242ZM242 110H240V111H242ZM258 110V111H259ZM11 111V110H10ZM24 111V110H23ZM76 111V110H75ZM146 111H148V110H146ZM201 111V110H200ZM207 111V112H208ZM244 111V110H243ZM242 111V112H243ZM247 111V110H246ZM253 111V110H252ZM13 112V111H12ZM15 112V111H14ZM204 112V111H203ZM207 112H205L207 115H208V113ZM226 112H227V114H226ZM230 112V113H231ZM234 112V111H233ZM237 112V111H236ZM236 112H234V113H236ZM242 112H240V113H236V114H240L238 117H240L241 118V114H242ZM251 111H247V112H245L244 114L245 115H243L242 114V117L243 116H245V117H247L248 115L250 116V114H248L247 115V113H250ZM262 112V113H263ZM76 113V112H75ZM148 113V112H147ZM150 113V112H149ZM148 113V114H149ZM187 113V112H186ZM189 113V112H188ZM191 113V112H190ZM253 113H255V112H253ZM253 113H252V115H253ZM16 114H18V113H16ZM217 114V113H216ZM257 114H259V113H257ZM264 114V113H263ZM262 114V115H263ZM15 115V114H14ZM26 115H27V113H26ZM73 115V114H72ZM123 115V114H122ZM191 115H192V113L190 114V115H188V114H184V116L187 118H189V116H190V118L189 119H193V116L191 117ZM230 115H233L232 113L230 114ZM247 115V116H246ZM255 115V114H254ZM262 115H258L259 116V118H258V120L261 118L260 116H262ZM11 116V115H10ZM9 116V117H10ZM81 116V115H80ZM146 116V115H145ZM148 116H150V114L148 115ZM218 117H219V115H217ZM222 116V115H221ZM220 116V117H221ZM236 118H237V115H234ZM234 116H233V118H234ZM248 116V118H247V120L249 119V120H251L252 118H251V116L249 117ZM257 116V115H256ZM256 116H255V118L254 119H256ZM173 117V116H172ZM179 117V116H178ZM225 118H226V116H224ZM264 117V116H263ZM15 118V117H14ZM151 118V117H150ZM184 118V117H183ZM236 118H234V119H236ZM244 118V117H243ZM21 119V118H20ZM31 119V118H30ZM154 119V118H153ZM199 119V118H198ZM211 119V118H210ZM210 119L208 120V121H210ZM229 119V118H228ZM238 119V118H237ZM263 119V120H262ZM262 119H260V122H264V118H262ZM26 120V119H25ZM194 120V119H193ZM222 120V119H221ZM225 120V119H224ZM223 120V121H224ZM247 120H244V121H247ZM249 120H248V122H249ZM18 121V120H17ZM142 121V120H141ZM158 121V120H157ZM194 121H196V120H194ZM193 121V122H194ZM199 121V120H198ZM225 121H228V120H225ZM225 121H224V123H225ZM235 121V120H234ZM240 121V120H239ZM255 121H257V119L255 120ZM254 120H251L249 123L250 124H252V123H254L255 124V126H256V128L255 129H257V130H260L261 132H262V135H260L258 132V134H259V136H262L263 138H264V124H262V123H260L259 121H257V122H255ZM177 122V121H176ZM191 122V121H190ZM231 122V121H230ZM236 122V121H235ZM248 122H246V123H248ZM2 123V122H1ZM163 123V122H162ZM195 123V122H194ZM222 123V122H221ZM228 123H229V121H228ZM234 123V122H233ZM245 123V122H244ZM248 123V124H249ZM31 125H32V123H30ZM37 124V123H36ZM154 124V123H153ZM161 124V123H160ZM197 124V123H196ZM211 125H212V123H210ZM218 124V123H217ZM216 124V122H215V125H217ZM230 124V123H229ZM229 124H227V125H229ZM240 124H242L241 122H240ZM247 124V125H248ZM3 125H5V124H3ZM146 125V124H145ZM179 125H180V123H179ZM197 125H199V124H197ZM206 125V124H205ZM205 125H204V127H205ZM214 125V124H213ZM219 125H220V123H219ZM223 125V124H222ZM222 125H221V128H223L222 127ZM235 125V124H234ZM237 125V124H236ZM239 125V124H238ZM247 125H245L244 124V127L245 126H247ZM23 126V125H22ZM28 126V125H27ZM141 126V125H140ZM156 126V125H155ZM207 126H210V125H207ZM224 126V125H223ZM241 126V125H240ZM253 126V125H252ZM5 127H6V125H5ZM139 127V126H138ZM153 127V126H152ZM183 127V126H182ZM185 127V126H184ZM216 127V126H215ZM227 127V126H226ZM239 127V126H238ZM254 127V126H253ZM253 127H248L247 126V128L246 129H251V128H253ZM200 128V127H199ZM213 128H214V126H212V130H208V129H211V127H209L208 129L207 128H202V129H207V130H205V133H207V134H204V135H208L209 134V136H212L215 140H217L216 141V144L218 143V141H219V143L220 142H223V143H225L226 145H229L230 143H232L233 144V142L232 141H234L235 142V140L237 139V138H239L240 137V131L238 132V134L236 133V131H234L235 133H236V139H232V141L229 143V144H227L229 141H227L228 139H226L225 137H223V138H221L220 137V135H221V133L219 134V130H213ZM216 128H218V127H216ZM231 128H232V126H231ZM230 128V129H231ZM138 129V128H137ZM187 129V128H186ZM219 129H220V127H219ZM226 129V128H225ZM255 129H251V131L253 132ZM7 130V129H6ZM9 130V129H8ZM19 131V130H18ZM146 131V130H145ZM163 131V130H162ZM219 131V132H218ZM242 131V130H241ZM249 131V130H248ZM250 131V132H251ZM256 131V130H255ZM23 132V131H22ZM38 132V131H37ZM40 132V131H39ZM125 132V131H124ZM243 132H244V130H243ZM191 133V132H190ZM193 133V132H192ZM233 133V132H232ZM234 133V134H235ZM10 134V133H9ZM23 134V133H22ZM182 134V133H181ZM187 134V133H186ZM203 134H201L200 133V135H203ZM228 133H224V134H222L223 136H225V135H227ZM242 134H244V133H242ZM8 135V134H7ZM18 135V134H17ZM195 135H196V132H195ZM199 135V136H200ZM219 135V136H218ZM238 135V136H237ZM246 135V134H245ZM249 135H250V133H249ZM252 135H256V133L254 132V133H252ZM1 136V135H0ZM9 136V135H8ZM40 136H41V134H40ZM197 136H198V133H197ZM258 135H257V137H259ZM2 137V136H1ZM10 137V136H9ZM119 137V136H118ZM178 137V136H177ZM207 137V136H206ZM212 137H210V138H212ZM220 137V138H219ZM227 137V136H226ZM230 139H231V135L230 136H228ZM261 137V138H262ZM159 138H160V136H159ZM187 138H190V137H187ZM209 138V139H210ZM213 138H212V140H213ZM242 138V137H241ZM260 138V139H261ZM262 138V140H264ZM30 139V138H29ZM199 140H200V138H198ZM194 139H192V141H193ZM204 140H205V138H204ZM239 140V139H238ZM237 140V141H238ZM246 140L247 141H249V143H248V145L250 144V140H251V138H250V140H248V137L246 138ZM259 140V139H258ZM257 140V141H258ZM122 141H123V139H122ZM163 141H164V139H163ZM201 141V140H200ZM236 141V142H237ZM246 141V142H247ZM253 141V140H252ZM256 141V138H255V144H256V146H255V144H253V146H254V148L253 149H251L253 146H252V144H250V146L251 147H249L250 148V150H251V152H252V150L253 151H256V150H254L255 149V147H257V144L259 145L260 144V146H261V143H259L261 140H259V142L258 143H256L257 142ZM206 142H208L207 141V139H206ZM212 142V141H211ZM210 142V143H211ZM235 142V143H236ZM240 142H241V140H240ZM261 142H263V144H264V141H261ZM28 143V142H27ZM199 143V142H198ZM209 143V142H208ZM207 143V144H208ZM218 143V144H219ZM251 143H253V142H251ZM203 144V143H202ZM205 144V143H204ZM232 144H230V145H232ZM238 144V142L236 143V145H232L234 148H231L230 146H229V150H231V151H229L228 150V152H227V150H225L226 152L224 153L226 156H232V155H230V153L234 150H236L237 151V149H235V147L236 146H238L237 145ZM241 144V143H240ZM242 144H244V141H243V143ZM222 145V143L220 144V146ZM190 146V145H189ZM203 146V145H202ZM205 146H207L208 147V145H205ZM211 146H212V144H211ZM216 146V145H215ZM218 146V145H217ZM246 146H247V144H246ZM263 146V145H262ZM46 147V146H45ZM191 147V146H190ZM225 147V146H224ZM224 147H222V148H224ZM247 147V148H248ZM189 148V147H188ZM198 148V147H197ZM202 148V147H201ZM204 148V147H203ZM227 148H225V149H227ZM237 148H239V146L237 147ZM260 148V147H259ZM258 148V149H259ZM262 148V149H261ZM259 150L261 151V150H263L264 149V147H261ZM102 149V148H101ZM182 149H184V148H182ZM195 149V148H194ZM206 149V148H205ZM211 149V148H210ZM209 149V150H210ZM243 149V150H242ZM240 148L239 150L241 151H245V154L247 155V157H249L250 158V156L252 157V155H248V154H251V152H250V150H249V152L247 153V149L245 150V147L244 148ZM202 150V149H201ZM217 150V149H216ZM216 150H214V151H216ZM219 151H220V149H218ZM239 150L237 151V154L236 155H238L239 153ZM259 150H257V151H259ZM203 152L204 151H206V150H202ZM211 151H213V150H211ZM233 151V152H234ZM235 151V152H236ZM259 151V152H260ZM105 152V151H104ZM154 152H155V150H154ZM199 152V151H198ZM224 152V151H223ZM232 152V154H234ZM259 152H256V153H258V154H256V155H258L259 156ZM263 152V151H262ZM262 152H260L261 154V156H259V159H260V157L261 158H263L264 157V154H262ZM156 153V152H155ZM226 153H228L229 155H227ZM243 153V152H242ZM252 153H254V152H252ZM264 153V152H263ZM185 154V153H184ZM187 154H189V153H187ZM207 154V153H206ZM209 154V153H208ZM223 154V156H225ZM142 155V154H141ZM156 155V154H155ZM196 155H199V153L198 154H196ZM205 155V154H204ZM217 154H215V156H216ZM221 155V154H220ZM243 155V154H242ZM246 155H243L244 157L246 156ZM253 155H255V153L253 154ZM255 155V156H256ZM163 156V155H162ZM168 156V155H167ZM194 156V155H193ZM201 156V155H200ZM225 156V157H226ZM254 156V157H255ZM141 157V156H140ZM173 157V156H172ZM187 157V156H186ZM205 157V156H204ZM213 157V156H212ZM218 157V156H217ZM223 158L222 157V155H221V157L220 158H218L219 160H225L226 158ZM232 157H235V156H232ZM238 157H242L241 156V153L238 155ZM247 157H245V158H243V162H245L244 160H246V158ZM41 158H42V156H41ZM98 158V157H97ZM208 158V157H207ZM209 158H211V157H209ZM239 158V159H240ZM241 158V159H242ZM247 159L246 161H248V162H245V166H244V168L245 169H247L248 171L247 172H249V173H251L252 175H253V177L251 178V181H252V179H254L255 181H256V183H257V185H258V187L260 188V191H262V192H260L259 190H257L256 192H258L259 191V194L261 195H259V197L258 198H256V200L254 199L255 197H257V196H255L254 198H253V200L252 201H254V203H255V201H256V203H255V206L254 205H251L249 202H247V203H249L248 205H243V204H247L246 202L244 203V201L246 200L245 198H247V197H243V198H241L242 196H241V194L242 193H239V195H238V197H239V199H243L244 201H243V204H240L241 203V200H237L238 199V197H237V190L239 189V190H241L242 192H243V190L241 189L242 188V186H240L239 188L237 187L236 188V186H237V184H236V186L234 187V188H236L237 190H236V192H235V189H234V191L232 190V188L231 187H233V181L231 180L232 178H241V175H239L240 177H238V175H236V172H234L233 170H231V169H229L230 167H233L232 166V162H231V165H230V161L228 160V159H226L225 160V163H224V165L226 164V162H227V160L229 161V162H227V163H229V164H227L226 166H227V168L225 167L224 169L222 168V169H220V167L218 168L217 167V164L218 163H215V161L217 160V158L215 159V161L213 160V158H212V161H214V162H212V161H208L210 164V166L208 167L209 169H208V172H209V174H207L208 175V178L209 177H211L212 179H210L209 178V180H211V181H208V182H212L213 181V179L215 180V181H213V183L212 184H214L215 185V188H216V185H217V183L219 182V185L221 186V184L220 183H222L223 185H222V188L224 189V196H225V199H224V197L222 198H220V199H224L223 201L221 200H219L218 201V199H215V198H217L216 196V194H214L215 195V197H214V195H213V193H212V191L213 190H210L211 192H209L208 190H207V188H208V185H207V183H206V185H207V188L206 187H204L203 185V188L204 189H202V187L200 186L201 184H204V181H206V180H204L203 178H201V177H198V178H201V179H203V181H198L197 179V181H195V180H193V181H191V182H194V183H192V184H194L193 186H190L189 184L191 183H187L189 186H188V190L187 189H185V190H187V191H189V192H196V191H200L199 192V194H197L196 196H197V198L199 199V203H204L205 205H204V207H203V211L205 212V214L203 213V216L204 215H206V217H208L207 218V221L206 222H208L211 226V229L213 230L214 229V234H216L218 237H216V239H217V241L219 240V243H221V244H219L218 242H215L214 240H212V241H210V239H208V240H205L206 242H203L204 240H202L201 241V238H202V236L200 235V236H197L195 233H197V231H195V230H193L194 228H190L189 226H187V227H189V229L188 228H186V226H185V224H186V222H188V220H187V218H185L184 219V217L183 216H181V218H180V216H176V217H178V220L177 219H175V218H173V224L172 225H174V227L172 226V228L173 229H175L174 231H176V229H177V231L176 232H178V233H175L176 235L177 234H179L180 235V240L182 241V242H184L183 243V245H185V246H182V247H186L187 249H189V246H190V248L191 247H193L194 248V245L196 244V247H197V249H191L190 251H192V250H194V252H196L195 253V257H193V256H191L192 255V252H185L187 249H185V253H183V254H186V253H188V255L189 254H191V255H189V258L190 257H193V264H252L254 261H259V260H257V259H259V257L262 255L260 252V250L258 251V249H255L254 247H253V245L255 244H253L252 245V243H251V241L249 242V241H247V238H245V239H243V240H245V242L244 241H242V243H245L244 245L242 244V243H239V241H237V239L238 238H236V236H238L239 238H240V236L241 237H243L242 235H243V233L241 234V230H239V224L237 223V221H236V217H235V215L236 216H241L240 218H241V220L242 221H244V222H246V223H254V224H256V225H258L261 229V231H262V233H263V235H261V236H264V226L262 225V223L260 222V220L259 219H257V217L259 218V216H260V219H261V217L262 218H264V173L263 172H261L262 171V169L260 170L259 169V167H257L258 166V163H257V161H259V160H256L257 159V156H256V159L254 158H252L253 160H254V162H255V164H257V166L255 167V165H254V162H252L253 160L250 158V159ZM33 159V158H32ZM120 159V158H119ZM169 159H171L170 157H169ZM173 159V158H172ZM171 159V160H172ZM206 159V158H205ZM230 159V158H229ZM235 159V158H234ZM238 159V158H237ZM161 160V159H160ZM210 160V159H209ZM233 161V160H232ZM260 161H264V160H260ZM119 162V161H118ZM121 162V161H120ZM119 162V163H120ZM168 162V161H167ZM170 162V161H169ZM175 162V161H174ZM173 161L172 162H170L169 164H173L174 163ZM178 162V161H177ZM217 162H219V161H217ZM222 162H224V161H221V162H219V163H222ZM236 162V161H235ZM241 161H239V160H237V162L236 163H240ZM94 163V162H93ZM140 163V162H139ZM149 163H151L150 161H149ZM161 163H163V162H161ZM160 163V164H161ZM179 163V162H178ZM234 163V162H233ZM167 164V163H166ZM203 164V163H202ZM206 164V163H205ZM235 164V163H234ZM174 165V164H173ZM176 166H177V168H178V164L176 163L175 164ZM174 165V166H175ZM199 165V164H198ZM197 165V166H198ZM204 165V164H203ZM216 165V166H215ZM224 165H223V167H224ZM241 165H243L242 163H241ZM259 165H261V164H259ZM262 165H264L263 163H262ZM261 165V166H262ZM103 166V165H102ZM106 166V165H105ZM161 166V165H160ZM163 166V165H162ZM174 166H173V168H174ZM175 166V167H176ZM202 166V165H201ZM208 166V165H207ZM220 166V165H219ZM222 166V165H221ZM236 166H237V168H236ZM238 166H240V164L239 165H235L234 167L236 168V169H238ZM261 166H260V168H261ZM92 167H94V166H92ZM130 167V166H129ZM164 167V166H163ZM181 167V166H180ZM233 167V168H234ZM241 167V166H240ZM240 167H239V169H240ZM262 167H264V166H262ZM43 168V167H42ZM203 168H204V166H203ZM241 168H243V167H241ZM99 169V168H98ZM106 169V168H105ZM109 169V168H108ZM143 169H144V167H143ZM170 169V168H169ZM183 169H185V168H183ZM183 169H181V171L182 172H184L183 171ZM189 169V168H188ZM187 169V170H188ZM178 170V169H177ZM204 170V169H203ZM202 170V171H203ZM233 171V173H235V175L237 176V177H233V173L231 172V171ZM242 169H240V172H239V170H238V172L240 173V174H242V171H241ZM43 171V170H42ZM106 171H107V169H106ZM146 171V170H145ZM144 171V172H145ZM170 171V170H169ZM192 171V170H191ZM201 171V170H200ZM246 171V170H245ZM99 172V171H98ZM111 172V171H110ZM148 172V171H147ZM156 172V171H155ZM195 172V171H194ZM246 172V173H247ZM43 173V172H42ZM116 173V172H115ZM181 173V172H180ZM187 173H188V171H187ZM187 173H185V174H187ZM232 173V175H230ZM243 173H244V171H243ZM96 174V173H95ZM149 174V173H148ZM179 174V173H178ZM182 174V173H181ZM189 174V173H188ZM250 174V177L252 176ZM128 175V174H127ZM229 175L232 177L231 179H230V181L231 182H233L232 184H230L229 183V185H232L231 187H229V185L228 186H226L225 185V183L229 180ZM246 175V174H245ZM245 175H242L243 177H244V180L247 178V181H246V184L249 182V179L248 178H250V177H247V175L249 176V174L247 173V175L245 176ZM98 176V175H97ZM114 176H116V175H114ZM191 176H192V174H191ZM201 176V175H200ZM117 177V176H116ZM174 177V176H173ZM185 177V176H184ZM204 177V176H203ZM207 177V176H206ZM229 177V178H228ZM246 177V178H245ZM99 178V177H98ZM175 178V177H174ZM180 178V177H179ZM192 178H194V177H192ZM227 178H228V180H227ZM176 179V178H175ZM207 179V178H206ZM243 178H241V181H244V180H242ZM173 180V179H172ZM187 181H188V179H186ZM185 180V181H186ZM191 179H189V181H190ZM253 180V181H254ZM109 181V180H108ZM123 181V180H122ZM156 181V180H155ZM159 181V180H158ZM229 181V182H230ZM236 181V180H235ZM240 181V179L239 180H237L236 182L238 183V186H239V183L241 182ZM245 181L244 182H241L242 184H244L245 183ZM250 181V182H251ZM253 181H252V183H250L251 185L253 184ZM115 182V181H114ZM154 182V181H153ZM171 182V181H170ZM180 182V181H179ZM196 182H199L198 184L196 183ZM215 182H217L216 184H215ZM117 183H119L118 181H117ZM117 183H115V186L117 187H120L119 186V184H117ZM168 183V182H167ZM178 183V182H177ZM228 183V182H227ZM226 183V184H227ZM255 183V182H254ZM161 184H162V182H161ZM170 184V183H169ZM245 184V185H246ZM250 184H247V185H250ZM137 185V184H136ZM141 185V184H140ZM172 185V184H171ZM171 185H169L170 187H171ZM181 185V184H180ZM183 185H185V184H183ZM205 185V184H204ZM214 185L212 186V187H214ZM244 185V188H246L247 187V185L245 186ZM250 185V186H251ZM253 185H255V186H253ZM252 186H251V189L253 188V187H256V184H253ZM131 187V186H130ZM159 187V186H158ZM165 187V186H164ZM182 187V186H181ZM181 187H180V189H181ZM186 187H187V185H186ZM218 187V186H217ZM205 188H206V190H205ZM221 188V187H220ZM258 188V189H259ZM122 189V188H121ZM161 189V188H160ZM164 189V188H163ZM182 189H184V187L182 188ZM159 190V189H158ZM171 190H173V189H171ZM177 190V189H176ZM233 191V195H232V191ZM116 191V190H115ZM139 191V190H138ZM163 191V190H162ZM161 191V192H162ZM215 191V190H214ZM222 191V190H221ZM241 191H238V192H241ZM253 191H255V190H253ZM110 192V191H109ZM121 192V191H120ZM176 192V191H175ZM236 194H235V193ZM246 192H248V189L246 190ZM249 192H251L250 190H249ZM152 193H153V191H152ZM156 193V192H155ZM158 193H159V191H158ZM163 193V192H162ZM171 193V192H170ZM219 194L220 193H222V192H218ZM243 193H245V189H244V192ZM154 194V193H153ZM181 194H182V191H181ZM187 194H189V193H187ZM235 194V195H234ZM257 195H258V193H256ZM150 195V194H149ZM156 195V194H155ZM154 195V196H155ZM243 195V194H242ZM245 195V194H244ZM255 195V193L253 194V196ZM127 196V195H126ZM147 196V195H146ZM159 196H160V194H159ZM164 196V195H163ZM179 196V195H178ZM191 196V195H190ZM195 196V195H194ZM194 196H192V197H194ZM246 196V195H245ZM248 196V195H247ZM252 196V197H253ZM125 197V196H124ZM128 197V196H127ZM251 197V196H250ZM251 197V198H252ZM150 198V197H149ZM159 198V197H158ZM188 198V197H187ZM140 199V198H139ZM176 199V198H175ZM184 199H186V198H184ZM183 199V200H184ZM249 198H247V200H248ZM120 201H121V199H119ZM130 200H132V199H130ZM152 200V199H151ZM164 200V199H163ZM163 200H162V202H163ZM190 200V199H189ZM194 200H195V198H194ZM187 201V200H186ZM191 201V200H190ZM196 201H198L197 199H196ZM202 201V202H201ZM126 202V201H125ZM169 202V201H168ZM173 202V201H172ZM130 203V202H129ZM144 203V202H143ZM180 203V202H179ZM189 203V202H188ZM192 203V202H191ZM111 204V203H110ZM160 204H162V205H164L163 203H160ZM159 204V205H160ZM167 204V203H166ZM165 204V206H166V208L168 207L167 205ZM197 205H198V202L196 203ZM225 204L227 205H232V207L234 208H231L230 209V207L229 206H225ZM135 204H131V206H134ZM137 205V204H136ZM144 205H146V203L144 204ZM158 205V206H159ZM161 205V206H162ZM171 205V204H170ZM189 205H190V203H189ZM196 205V206H197ZM202 205V204H201ZM234 205V206H233ZM238 205H242V206H245L244 208H242L241 210H243V212L239 209V206ZM112 207H114L113 205H111ZM125 206V205H124ZM127 206V205H126ZM125 206V207H126ZM165 206H164V210L166 209L165 208ZM135 207V206H134ZM133 207V208H134ZM144 207V206H143ZM147 207V206H146ZM146 207H145V209H146ZM153 207V206H152ZM176 207V206H175ZM192 207H193V205H192ZM198 207V206H197ZM225 207H229V209L231 210V212H229L227 209V211L225 210ZM254 207H256V213L255 214H260L259 216H258V214L256 215L257 217L256 218H254L255 217V215H254V217H252V216H250V215H253V214H250L249 215V213L251 212H254V210L255 209H253ZM158 208V207H157ZM184 208V207H183ZM188 209H189V206L187 207ZM194 208V207H193ZM201 207L199 206V209H200ZM162 209V208H161ZM167 209H170V208H167ZM171 209H173V208H171ZM178 209V208H177ZM179 209H180V207H179ZM246 209H248V210H250V212L249 213H247V210ZM253 209V211H251ZM131 210V209H130ZM163 210V211H164ZM190 210H192V208L190 209ZM201 210V211H202ZM246 210V213L244 214V211ZM134 211V210H133ZM136 211V210H135ZM148 211V210H147ZM167 211V210H166ZM170 211V210H169ZM169 211H167V212H169ZM174 211V210H173ZM196 211V210H195ZM171 212V211H170ZM178 212H179V210H178ZM186 212H187V210H186ZM260 212V213H259ZM164 213L166 214V216L168 215L165 211H164ZM180 213H181V211H180ZM188 213H190L189 212V210H188ZM122 214V213H121ZM134 214V213H133ZM153 214V213H152ZM169 214H171V213H169ZM174 214H176V213H174ZM174 214H172V215H174ZM182 214V213H181ZM186 214V213H185ZM194 214H196V215H198L197 214V212L196 213H194ZM193 214V215H194ZM129 215V214H128ZM178 215V214H177ZM134 216V215H133ZM138 216V215H137ZM175 216V215H174ZM139 217V216H138ZM145 217H146V214H145ZM148 217V216H147ZM159 217H161V216H159ZM173 217V216H172ZM194 217V216H193ZM192 217V218H193ZM201 217V216H200ZM123 218V217H122ZM128 218V217H127ZM135 218V217H134ZM142 218H144V216H142ZM167 218H171V216H169V217H167ZM179 218L182 220V219H184V221H186L185 223H184V221L183 222H180V220H179ZM192 218H191V220H192ZM195 218H197V217H195ZM238 218V217H237ZM135 220H139V219H137V217L135 218ZM135 220H133L134 222H136L137 223V221H135ZM140 220H142L141 218H140ZM151 220V219H150ZM149 220V221H150ZM153 220H154V218H153ZM171 220H172V218H171ZM200 220V219H199ZM203 220V221H204ZM237 220H240V219H237ZM132 221V219H131V223L133 222ZM146 221V220H145ZM156 221V220H155ZM167 221V220H166ZM201 221V220H200ZM263 221V220H262ZM110 222V221H109ZM121 222V221H120ZM171 223H172V221H170ZM195 222V221H194ZM202 222V221H201ZM205 222V223H206ZM239 222V221H238ZM147 223V222H146ZM152 223V222H151ZM151 223H149V224H151ZM193 223V222H192ZM208 223H207V227H209L208 226ZM112 224H113V222H112ZM135 224V223H134ZM155 224V223H154ZM157 224V223H156ZM199 224V223H198ZM241 224V223H240ZM245 224V223H244ZM264 224V223H263ZM147 225V224H146ZM158 225V224H157ZM164 226V224H162V222H161V227H163ZM168 225V224H167ZM187 225V224H186ZM195 225H196V223H195ZM139 226V225H138ZM138 226H134L135 227V229H137L136 227H138ZM246 226V225H245ZM144 227V226H143ZM151 227V226H150ZM156 227V226H155ZM159 227V226H158ZM157 227V228H158ZM183 227L185 228V230H184V232H183ZM196 227H198V226H196ZM195 227V228H196ZM200 227L201 226H199V228L198 229H200ZM213 227V228H212ZM257 227V226H256ZM139 229H140V227H138ZM154 228V227H153ZM164 228V227H163ZM171 228V227H170ZM159 229H161V228H159ZM165 229V228H164ZM187 229H188V231H187ZM191 229V231H189ZM197 229V228H196ZM202 229L204 230V226L202 225ZM209 230V231H212V230ZM134 230V229H133ZM141 230V229H140ZM151 230V229H150ZM156 230V229H155ZM244 230V229H243ZM148 231V230H147ZM153 231V230H152ZM161 231H162V229H161ZM191 232V233H188V235H187V233H185V232ZM137 232V234H138V236L139 235H142V233L140 234V232H139V230H137L136 231ZM143 232V231H142ZM149 232H151V231H149ZM157 232H158V230H157ZM200 232V231H199ZM246 232V231H245ZM248 232V231H247ZM250 232V231H249ZM148 233V232H147ZM156 233V232H155ZM160 234H161V232H160ZM168 234V233H167ZM171 235L173 234L172 232L170 233ZM190 234V235H189ZM207 234V233H206ZM213 234V233H212ZM214 234H213V236H214ZM246 234V233H245ZM254 234V233H253ZM260 234H261V232H260ZM132 235V234H131ZM136 235V234H135ZM155 235V234H154ZM158 235V234H157ZM163 235V234H162ZM161 235V236H162ZM164 235H166V234H164ZM169 235V234H168ZM167 235V236H168ZM204 235V234H203ZM215 235V236H216ZM248 235V234H247ZM134 236V235H133ZM148 236V235H147ZM153 236V235H152ZM205 236V235H204ZM208 235H206V237H207ZM212 236V235H211ZM214 236V237H215ZM246 236V235H245ZM260 236V237H261ZM144 237V236H143ZM143 237L141 236V239H143ZM146 237V236H145ZM144 237V238H145ZM151 237V236H150ZM157 237V236H156ZM163 237V236H162ZM161 237V238H162ZM191 237V238H190ZM159 238H160V236H159ZM166 238V237H165ZM171 238V237H170ZM179 238V237H178ZM205 238V237H204ZM204 238H202V239H204ZM235 238V239H234ZM252 238V237H251ZM163 239V238H162ZM168 239V238H167ZM191 239H194V241L192 242V240ZM205 239H207V238H205ZM254 240H255V238H253ZM170 240V239H169ZM168 240V241H169ZM112 241V240H111ZM150 241V243L152 242L151 240H149ZM149 241L145 244L146 246L148 245V243H149ZM155 241V240H154ZM256 241V240H255ZM170 242V241H169ZM168 242V243H169ZM173 242V241H172ZM258 242V241H257ZM256 242V243H257ZM263 242V241H262ZM143 243V242H142ZM149 243V244H150ZM155 243H156V241H155ZM164 243V242H163ZM168 243H167V245H168ZM178 243V242H177ZM193 243H195L193 246H191ZM264 243V242H263ZM224 245L226 248L225 249H228V250H226V252L228 251V252H230L234 257L233 258H237V260H238V262H227L226 261V256L224 255V249L220 246V245ZM258 244H259V242H258ZM130 245V244H129ZM135 245V244H134ZM144 244L143 245H141V246H145ZM152 245V244H151ZM151 245H150V247H151ZM158 245H160V244H158ZM174 245H175V243H174ZM181 245V244H180ZM146 246H145V250H148V248L146 249ZM154 246V245H153ZM164 246V245H163ZM170 246V245H169ZM169 246H168V248H169ZM178 246V245H177ZM147 247H149V246H147ZM149 247V248H150ZM155 247H156V245H155ZM159 247V246H158ZM182 247H179V248H182ZM205 247H207V249L205 248ZM260 247V246H259ZM264 247V246H263ZM135 248V247H134ZM144 248V247H143ZM168 248H166V249H168ZM138 249V248H137ZM158 249H160V251L162 252V250H164V252L166 251L165 250V247H164V249H162L161 247H159ZM158 249L156 250V251H158ZM162 249V250H161ZM170 250H171V248H169ZM177 249V248H176ZM183 249V248H182ZM261 249V248H260ZM144 249H142V251H143ZM151 250V249H150ZM170 250H168V252L170 251ZM178 250V249H177ZM176 250V251H177ZM155 250H151V252H154ZM156 252V257H157V259H158V261H159V259L160 258H158V254L159 253H161V252ZM173 253H174V255H172V256H176V257H178V259H180L181 258V256L182 255H180L179 253H177L176 251H174V250H171ZM263 251V250H262ZM139 252V251H138ZM147 252V251H146ZM148 252H149V250H148ZM147 252V253H148ZM164 252L162 253V254H164ZM167 252V251H166ZM167 252V253H168ZM141 253V252H140ZM146 253V254H147ZM150 253V252H149ZM166 253V254H167ZM107 254V253H106ZM129 254V253H128ZM143 254H145V253H143ZM145 254V255H146ZM151 254V253H150ZM154 254L155 253H153V256H154ZM170 254H172V253H170ZM263 254H264V252H263ZM108 255V254H107ZM132 255V254H131ZM149 255V254H148ZM148 255H146V257L148 256ZM187 255V254H186ZM109 256V255H108ZM150 256V255H149ZM152 256V257H153ZM164 256V255H163ZM166 256H170L169 254H167ZM171 256V257H172ZM146 257L144 258V259H146ZM155 257V258H156ZM180 257V258H179ZM185 257V256H184ZM246 257V258H245ZM150 258L151 257H147V261H145V264H154L153 263V259H154V257H153V259H151L150 260ZM183 258V257H182ZM256 260H255V259ZM161 259H162V257H161ZM160 259V261H162ZM167 259V258H166ZM171 259H173V260H171ZM170 260L171 261H175L174 260V257L173 258H171ZM124 260V259H123ZM154 260H156V259H154ZM169 260V261H170ZM185 260H187L186 259V257H185ZM191 260V259H190ZM229 260V259H228ZM232 260V259H231ZM236 260V261H237ZM152 263H151V262ZM157 261V260H156ZM156 261H154V262H156ZM177 261V260H176ZM179 261H181V259L179 260ZM109 262V261H108ZM139 262V261H138ZM167 262V261H166ZM183 262V261H182ZM189 262V261H188ZM259 262H262V260L261 261H259ZM258 262V263H259ZM126 263V262H125ZM141 263H144V262H141ZM165 263V262H164ZM170 263V262H169ZM178 263H180V262H178ZM112 264V263H111ZM156 264H160L159 262H157ZM162 264V263H161ZM166 264V263H165ZM172 264V263H171ZM174 264H176V262L174 263ZM188 264V263H187ZM260 264V263H259Z\"/></svg>",
  "mask_w": 264,
  "mask_h": 264
}]
</instances>
